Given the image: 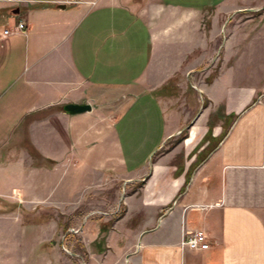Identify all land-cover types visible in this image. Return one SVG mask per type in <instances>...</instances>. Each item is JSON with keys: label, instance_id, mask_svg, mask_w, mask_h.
<instances>
[{"label": "crops", "instance_id": "1", "mask_svg": "<svg viewBox=\"0 0 264 264\" xmlns=\"http://www.w3.org/2000/svg\"><path fill=\"white\" fill-rule=\"evenodd\" d=\"M19 1L0 0V264H62L52 214L101 204L86 264H264V0Z\"/></svg>", "mask_w": 264, "mask_h": 264}, {"label": "rangeland", "instance_id": "2", "mask_svg": "<svg viewBox=\"0 0 264 264\" xmlns=\"http://www.w3.org/2000/svg\"><path fill=\"white\" fill-rule=\"evenodd\" d=\"M249 15V14H245ZM246 17H244L245 19ZM213 63V62H212ZM210 63V64H212ZM207 64L205 66H202L199 71L200 73H196L193 78L190 79V81L195 82H202L204 79V68H206ZM219 68L216 67L214 70H218ZM215 74V73H214ZM171 96V95H170ZM173 96L177 97V94H173ZM217 122V118L212 119V123L215 124ZM188 138L189 137V129H185L182 131V133L177 137L171 140L170 142H167L164 144V146L156 153V155L153 157V164L154 165H162L165 166L166 163L170 162V155L171 153L177 148V146L182 143L184 140L183 136ZM183 139V140H182ZM192 156V155H191ZM191 157H189L188 160H190ZM185 157L184 153H179L175 158L171 161V164H176V166H181L183 163H185ZM141 182L137 183L133 189L129 190V193L134 192L135 190H139ZM85 208V207H84ZM92 213L89 215L88 218H83L85 215V212H87V209L80 208L74 215H70L68 217H65L61 214H52L55 220L61 222L59 223L62 228V233L60 237L58 238L59 242V248L60 253L56 255L58 259V263L62 264H86L88 262V255L84 251L81 245V234H82V228L85 225V223L88 220H100V218L107 213L109 210L106 206L96 205L92 209ZM112 211L116 212V216H119L124 213V206H119L115 209H112ZM47 216H51L50 214ZM59 219V220H58ZM71 230H74L71 231ZM67 250L69 253L65 252ZM42 264H44L42 262Z\"/></svg>", "mask_w": 264, "mask_h": 264}, {"label": "built area", "instance_id": "3", "mask_svg": "<svg viewBox=\"0 0 264 264\" xmlns=\"http://www.w3.org/2000/svg\"><path fill=\"white\" fill-rule=\"evenodd\" d=\"M18 2H20L18 0ZM26 25L24 23H18L15 27V31H24ZM13 32L5 30L4 35H10ZM74 232V230H71ZM180 246L183 250L191 251H207L210 249V241L207 235L203 232L189 233L183 231L182 240ZM65 250V249H64ZM65 252L69 253L67 250Z\"/></svg>", "mask_w": 264, "mask_h": 264}, {"label": "trees", "instance_id": "4", "mask_svg": "<svg viewBox=\"0 0 264 264\" xmlns=\"http://www.w3.org/2000/svg\"><path fill=\"white\" fill-rule=\"evenodd\" d=\"M224 109L223 108H220L219 110H218V112L215 114V115H213V116H211V118H210V120H209V124H208V126H209V131H208V133H207V135L205 136V138L202 140V142H201V144H204L210 137H211V135H212V129H213V126H214V124L212 123V119L213 118H217V120H220L221 118H225L226 119V121H227V119L229 120V119H233L234 118V115L233 116H230V117H225L224 116ZM187 137H186V135L185 136H183V139H186ZM182 139V140H183ZM216 146H209V147H207V151H208V153L210 152V151H212L214 148H215ZM206 151V152H207ZM30 153H31V155L33 156V158L36 160V162L38 163L39 162V160H40V155L34 150V149H30ZM205 158H198L197 159V161H196V163H194L192 166H191V169H190V171L188 172V174H187V183L190 181V178H191V175H192V173H193V171L195 170V168L204 160ZM182 172V167H179V169H178V174H180ZM144 182H141V184H140V187H143L144 186ZM182 192H184V189L182 190ZM123 214H121V215H119V217H121ZM118 217V218H119ZM114 222V221H113ZM113 222H111L109 225H111ZM103 231H106L107 230V228L106 227H102L101 228Z\"/></svg>", "mask_w": 264, "mask_h": 264}, {"label": "water", "instance_id": "5", "mask_svg": "<svg viewBox=\"0 0 264 264\" xmlns=\"http://www.w3.org/2000/svg\"><path fill=\"white\" fill-rule=\"evenodd\" d=\"M18 13H19V9H16L14 11V14H18ZM91 109H92L91 105H87V104H81V105L68 104L64 106L65 113L70 114V115L85 113L87 111H90ZM177 202L178 201H176L174 205H176Z\"/></svg>", "mask_w": 264, "mask_h": 264}]
</instances>
